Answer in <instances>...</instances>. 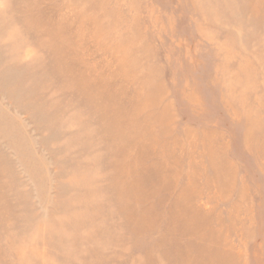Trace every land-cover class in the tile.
Segmentation results:
<instances>
[{
    "label": "rangeland",
    "instance_id": "obj_1",
    "mask_svg": "<svg viewBox=\"0 0 264 264\" xmlns=\"http://www.w3.org/2000/svg\"><path fill=\"white\" fill-rule=\"evenodd\" d=\"M0 264H264V0H0Z\"/></svg>",
    "mask_w": 264,
    "mask_h": 264
}]
</instances>
